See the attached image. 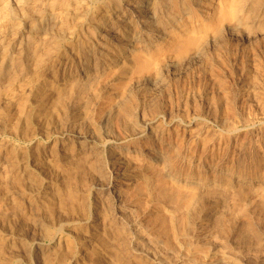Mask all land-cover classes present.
Returning a JSON list of instances; mask_svg holds the SVG:
<instances>
[{
    "label": "rangeland",
    "instance_id": "1",
    "mask_svg": "<svg viewBox=\"0 0 264 264\" xmlns=\"http://www.w3.org/2000/svg\"><path fill=\"white\" fill-rule=\"evenodd\" d=\"M137 1L141 2L143 5L145 3L147 6L146 0L144 2L143 0H133L132 3H129L131 4L129 5L130 7L127 6L128 2L124 1L123 5L126 10L121 14V19L124 14L125 16L123 18H127L129 16L127 14H130L131 17V10L137 5L135 4ZM200 1L201 0H195L196 6L199 4L200 8H203L207 3L206 1L209 0H202V3ZM76 2H78L81 6L87 4L86 7L82 8L88 13L99 9L97 10V14L100 13L98 14L99 20L106 17V13L108 11H106L105 7L102 5L100 8H97L99 7L97 6V0H76ZM89 5L92 7L90 8ZM201 9H199V11ZM112 12H114L113 15L116 14V10L113 9L111 10V13ZM84 21L85 22L83 24H86L87 27H85L86 29L84 30L85 34L83 33V37L87 38L89 24H87L88 20L84 19ZM53 22L54 21L52 18H47L45 22V25L49 31L52 30L51 28L54 25ZM48 30L45 31L48 32ZM228 30L229 29L226 30L224 38L220 39L221 41L218 40L213 42L210 40L208 42L209 44L205 48L206 51L204 50L205 53L203 52V55L195 58V60L191 59L188 60L189 62L180 63L177 59H175L177 61H175L174 58H172V61L171 59H168L165 62L166 66L164 65L161 72L158 74L157 72L151 73V75H149V77L146 79V82L145 80L140 82L138 79H135L134 82H132L134 85L133 87L136 88L134 95L137 96L136 98L138 101L141 99L140 113L135 119V126L137 129H132L130 123L123 121L121 118L117 106L120 104L123 88L122 86L120 87L117 85L115 80H105L106 82L104 84L108 86L105 88L104 84H102L103 91L100 93V98L98 100L97 97L98 102H96V104L95 102L93 103L92 121L90 123H82L80 125L73 124L70 121L63 125L57 119H55V121L51 123L53 128L46 127V124L44 125L45 122L42 120L43 114L39 109L40 107L35 104L33 99V92H29V94H27L29 85L25 82L18 83V87L16 85L13 87L15 89L12 88L9 93H6L8 91H2L0 93V108H3L6 106V104L7 106L9 105V96H11L9 95L10 93L12 96H16L21 93V90L23 92L27 91L25 94L28 96L27 107L29 109L31 108V113L29 114V124L25 123L24 127L22 125L23 129H21L19 133L14 132V129L9 125L2 127L0 126V148H2V151H0V173H2L0 175L3 176V178L6 177L4 178L6 183L9 181L8 184L3 181L4 183L2 184L5 185L4 187L3 185L0 186L2 187L0 188V196H3L2 201L5 200V208H8V215L11 218L8 216L6 217L8 219H12L13 217L12 222H15L16 220L20 222V224L25 222L23 230L14 228V237H17L16 242H18V244H16V247H14L15 249L13 248V250L7 248L5 252L6 254H4V264H45V256L52 254L56 249L60 248L63 250V252H67L69 249L73 251V256H70L71 261H69V257L66 259L67 264H94L93 260L89 258V253L94 247L97 246L96 242L90 241L89 239L90 237L88 234H90V232H92L90 230L93 229L91 228V224L96 225L97 223V225L101 227L104 225L103 228H109L108 231L111 232L112 235H116L115 232L123 227V223L127 224V222H130V220H136V224H140L142 222V226L145 225L147 227H151L150 223H148V217L153 212V210H157V205L151 203L150 205L145 206V209L143 208L140 210L139 213L136 211L135 203L127 202V206H129L128 204H131L129 207L130 209H128V213H131V215L129 216L128 220H124L120 214V205L117 204L118 202L113 200L114 196H117L116 194L119 190L118 184L120 182V184H126L125 182H128L130 180L129 178L133 176V174L139 175L137 173L138 167L125 170L123 168V164L119 163L118 159H120L119 156H121L122 153H127V157L140 153L142 157H144L145 162L150 161L154 165L163 164L164 157H169V167L170 169L172 167L173 171H171L174 172L169 177L181 180L183 182L186 178L187 181H197L198 178H205L207 180L220 179V172H229L234 175L252 176L255 178V183H259L264 187V36L253 35L247 37L241 31L234 32ZM160 34L162 35L164 32L161 31ZM76 35L77 33L73 36L70 34L65 35L64 37H66V39L62 41L63 43L61 42V44L58 45V48L52 51V54H50L49 58H47L49 60H46V64L43 63L41 66V69L44 71V73L47 72L43 75V77H47L46 79L48 82L55 80L56 83H59V81H62V77L66 76L67 74V76L78 75L84 70L83 67H85L87 59L84 56L80 57L79 53L74 48L73 43L77 38ZM109 37L112 40V37ZM114 38H116L117 41L118 35ZM96 39H94V41L90 40V42L92 44H96L98 42ZM66 42L68 44H66ZM113 46L115 47L116 44L114 43ZM98 54L100 55V53ZM51 75H53L55 79ZM19 84H21L20 86L23 87L20 88ZM24 86H26V88ZM97 87L98 89L100 88L98 85ZM14 92L17 93L14 94ZM4 93H6V96ZM152 98L156 101L154 106L152 102H149V100ZM104 107H106L111 112ZM38 109L40 112H37ZM143 119L147 121H143ZM145 122H150V125L144 128ZM99 128L100 130H97ZM133 130L142 131L134 132ZM156 133L157 136H155ZM21 134H25L23 135L24 137ZM21 136L23 138H21ZM86 144L87 146H92V148L95 147L96 150L99 151V154L97 155L99 158L96 156L94 160L96 159L98 161V164L101 168L97 167V169H99L101 173L97 175L94 170L92 173V168L88 165V167L91 168L90 170L86 166L85 171L88 172L90 170V172L86 173L84 171L85 174H88L85 176L87 179H83V182L80 183L81 186L79 185L77 187V191H79L80 196L86 199V202L83 201L87 208L85 210L86 215L83 217L81 210H78V204H81V199L80 203H78L77 200V203L71 206L70 210L67 211L61 208V204L63 203L57 202L56 197L53 196L52 193L54 190H58L59 188L66 186L67 179L65 178L66 173L68 172L66 168L68 167V163H66V159H60H63V157L66 156L65 154L68 153L67 150H70L72 153L80 152L83 159L85 156L90 157V154H88V149L86 151L80 150V147ZM65 151L66 153H63ZM67 155H69V153ZM11 156L16 162L11 159ZM59 162L62 163L60 164ZM13 163H18L17 168H15L16 166H14ZM121 166L122 168H120ZM65 169L67 172L63 173ZM18 170L30 173L34 177L36 176L40 182V186L43 185L41 186L42 188L37 191L36 198L42 200V198L45 197L43 195L46 194L49 207L52 209L53 213L52 217L49 218L50 220L48 217H46V213H43L45 211H43L39 205H32L31 202L30 203L32 206L30 205L29 201H27L29 200V197L24 198L26 204L25 207L22 208L21 213L23 214L18 215L17 212L16 214L14 213L15 205L18 204L21 197L17 191V188L13 187V180L16 177L14 172H18L17 175L24 174V172L21 171V173H19ZM63 176H65V178ZM139 177L141 176L139 175ZM123 178H125V181ZM166 178L167 177L164 179L166 180ZM63 180H65L64 183ZM171 180L172 179H170L169 182H171ZM250 187V185L243 188L241 187V190L248 191ZM2 189L5 191V194H2V192L4 193ZM241 190L239 188L238 190H235L236 192L234 190H229L228 192H225V194L223 193L224 197L222 196V198L224 199L221 202H212L208 195H203L202 199L200 200V207H198L199 209H197L195 216H193L192 227H195L190 228L191 230H194L192 231V234H194L191 235V231L189 229L188 234L190 240L188 241H190V244H202V242L206 240H204L205 237H203V234L201 235L203 230L201 232L198 230H201L204 225V227H208L209 230H212L210 231L212 242L209 246L205 245L204 243L205 247L207 246L208 248L202 249V245L200 248V253L206 249L205 251H209V254L215 255V260H217L215 262L214 259L210 258L206 259L207 262L210 260L214 264H238V262H240L239 264H264V199L261 196L262 194L238 197L239 192H242ZM38 193L40 197L37 196ZM23 197L25 196L23 195L22 198ZM55 202H57V204H55ZM70 204L71 203L68 205L70 206ZM216 206L218 208L217 210L219 211V214L213 218L210 214V210ZM59 207L65 210L67 214L64 211L63 214L62 210H59ZM24 210H26L25 214ZM133 210H135V212H132ZM136 212L139 213L138 216L136 215ZM38 214H41L42 216L40 215L41 217H39ZM16 215L23 217L26 221H23V218H19ZM29 215L36 217L37 219H35L37 222H34L31 219L27 220L29 219L27 218ZM15 217L17 218L15 219ZM74 218L76 219L74 220ZM20 219L21 221H19ZM140 219L142 221H140ZM45 220L47 223H49V225ZM13 225H15V223ZM44 225L47 226L45 227ZM48 226L49 228H53L55 232H53V235H55L53 239L52 237L47 238L44 235L45 231H43V229H47ZM252 226H254V231L250 233L248 229ZM6 228H9V226L7 227L0 222V230L4 232ZM242 230H245L248 234V239L246 242H243L239 238V232H242ZM86 231L89 232L87 233ZM79 232L80 234H78ZM77 234L82 238L79 239ZM260 234L263 240L259 239L258 235ZM23 236L24 238H22ZM66 237L67 239H65ZM191 238L194 239L192 240ZM85 241L86 243H84ZM125 241L126 244L123 243ZM121 243L128 246L129 249H127V251H131L127 252L124 250L126 246L122 247V250L127 252L126 255L129 253L128 255L131 257V264H133V262L134 264H183L181 262L183 258H185L183 253L181 256H179V253L177 255V252L174 253V251L171 249L166 250L160 247L159 249L155 250L157 252L153 254L154 256H152V254L142 251V249H139L136 247V245L134 246V244H127L129 243L127 240H122L119 244L121 245ZM40 244L44 247V249L47 250V252L44 253L45 255L40 252ZM225 245L229 249L225 248ZM71 246L74 248V250L71 248ZM213 246L214 248H212ZM97 247L94 249L100 253L103 252L102 254L105 255V259L107 258L109 260H105L107 261V264H114V262H116L115 264L118 263L114 251H107L106 249H101L99 246ZM222 248H224V250ZM184 251L188 252L189 250L184 246ZM192 251L195 252L194 250H191L190 252ZM75 252L78 254L76 253L75 255ZM12 253L15 254L16 257L11 260ZM82 254H84L85 257ZM199 256H201V254H199ZM165 258H168V260L166 261ZM226 259L228 260L226 261ZM236 259H238V262H236ZM186 260L187 262H190V260ZM90 261L92 262L89 263Z\"/></svg>",
    "mask_w": 264,
    "mask_h": 264
},
{
    "label": "bare ground",
    "instance_id": "2",
    "mask_svg": "<svg viewBox=\"0 0 264 264\" xmlns=\"http://www.w3.org/2000/svg\"><path fill=\"white\" fill-rule=\"evenodd\" d=\"M97 1H98L97 6H99V7L96 6L97 8H100V6L102 5L103 7H105V10L108 11L106 13V17L102 18L101 20H99L98 18V14L100 13L97 14V10L99 9L95 8L96 11L88 13L83 9L84 7H86L87 4L85 5L82 2L84 5L81 6L78 2H76V0H0V93L2 91H8L6 93H9V91H11L13 87H15L18 83L21 82H25L29 85L28 93L26 90H25L26 92H23L21 90V93L20 92H19L20 94L18 93L19 95L12 96L11 93L9 94L11 95L9 96V105L7 106L6 104V106L0 108L1 127L9 125L14 129V132L19 133V131L23 129L22 125L24 127L25 123L29 124V117H30L29 114L31 113V108L29 109L27 107L28 96L25 95L26 93L29 94V92H33L34 98L33 97L32 98L34 99L35 104H37L40 107L39 109L43 114V118L42 117L41 118L43 122H45L44 125L46 124V127L53 128V125H51V123L55 121V119H57L63 125L65 123H68L69 121L77 125L78 124L80 125L82 123H90L92 121L93 103L95 102L96 104V102H98L97 97L99 100L100 93L101 91H103L102 84H104L106 82L105 80L108 79V80H115L117 82V85H119L120 87L122 86L123 88L122 98L120 100V104L118 103L119 106H117L118 111L121 115L122 120L126 121L127 123L129 122L131 128L135 129L136 128L135 119L136 116L140 113V109H141V102H140L141 99L138 101V99L136 98L137 96L134 95L136 88L133 87L134 85L132 82H134L135 79H138L140 82H142V80H145L146 82L147 81L146 79L149 77V75H151V73L157 72L158 74L161 72L164 65L166 66L165 62L168 59L169 60L171 59L172 61V58H174V60L177 59L180 63L189 62L188 60L191 59L195 60V58L203 55V52L204 50L206 51L205 48L209 44L208 42L210 40H212L213 42L218 40L221 41L220 39L224 38V34L227 29L234 32L241 31L247 37L253 35L264 36V0H209V1L205 0L207 3L205 4V6L203 4L204 7L203 8L201 7L202 9L200 8L199 4H197L199 6V9H201L200 11L198 9V6H196L195 0H146L147 6L145 5V3L143 5L141 2L137 1V3H135L137 5L134 6V8L132 6L133 9L131 10V17L130 14H127L129 16L127 18H123L125 16L124 14L122 19L120 18V16L126 10L124 8L123 2L127 1L128 2L127 6H129L131 5L129 3H132L133 0H97ZM144 1L145 0H143V2ZM113 9L116 10L115 15H113L114 12L111 13V10ZM47 18H52L54 21L53 22L54 25L52 28L49 25L50 28L52 29L51 31H49L45 25ZM84 19L88 20L87 24H89L88 32L86 31L87 38L83 37L85 34L84 32V30L86 29L85 27H87L86 24L85 25L83 24L85 22ZM45 30H48V32ZM161 31L164 32V34L161 35L160 34ZM76 33H77L76 37L78 39L76 38L77 41L75 40L76 42L74 41L73 45L74 48L79 53L80 57L84 56L87 59L86 65L85 67H83L84 70L83 71L81 70L82 73L78 75L67 76L68 75L67 74L66 76L62 77L63 79L62 81H59V83L58 82L56 83L55 80H53L52 82H48V80L46 79L47 77L45 76L43 77V75L47 72L44 73V71L41 69V66L43 65V63L46 64L45 61L49 60L47 58H49V55L52 54V51L54 49H57L58 45L61 44V42L66 39V37H64L65 35L70 34L73 36ZM117 35H118V40L116 41V38L114 37ZM109 36L112 37V40L110 39ZM94 39L98 40L96 44L93 42L95 45L90 42V40L94 41ZM114 43L116 44L115 47L113 46ZM66 44L68 43L66 42ZM98 53H100V55ZM51 76L54 78L53 75ZM20 85L21 84H19V86ZM97 85L100 87L99 89ZM104 86L105 88H107L106 86L108 85L104 84ZM22 87L23 86H20V88ZM24 87L26 88V86ZM6 93H4L5 96ZM16 93L14 92V94ZM149 102H152L153 106L156 103L155 99L153 98L149 100ZM39 109L37 110V112H40ZM143 121H147V120L143 119ZM144 124L143 125L145 128L150 125V122H145ZM97 130H100V128ZM141 131L142 130L136 132H141ZM22 136L21 138L24 137ZM155 136H157V133ZM94 148H92V146H87V144L80 147V150L82 151H86L88 149L89 152L88 154H90V157L92 159L89 156H85V155L83 159V157H81L80 152L72 153L70 150H69L70 152L67 150L69 155H67L68 154L67 153L65 154L66 156L63 157V159H60V160L66 159V163H68V167H66L68 172L66 171V169L65 171L63 170L64 171L63 173L67 172L66 178L65 176H63L65 179H67L66 186L63 188H59L58 190H54L52 193L53 196L56 197L57 202L63 203L61 204V208L67 211L70 210L71 206L77 203V200L78 203H80V199H81L82 200L81 204L80 205L78 204V210H81L83 217H85L84 215H86L85 210L87 208L86 205L83 203V201H85L86 199L80 196L79 191H77L78 189L77 187L80 185V183L83 182L82 181L83 179H87L85 178V176L88 175L85 174L86 166L88 167L89 165V167L92 168L91 171L92 173L93 170L97 175L101 173L100 170L97 169V167H100L98 161L96 159L94 160V158H96V156L99 154V151L96 150V148L95 149ZM1 149L2 148H0V151H2ZM63 153H66V151ZM119 157L120 159H118V161L119 163L123 164V168L125 170L127 169L130 170L132 168L138 167L137 173L141 176L139 177V175L133 174V176L129 178L131 180V181L129 180L130 182L129 181L125 182L126 184H120L121 183L120 182L118 184L119 190L117 191V194L115 193L117 196H114L113 200L115 202H118L117 204L120 205L121 213L120 212L119 213L122 215V218L124 220H128L129 216L131 215V213H128L129 212L128 209H130L129 207L131 204H128L129 206H127V202L135 203L137 212L142 210L145 206L150 205L151 203L157 205V210H153V212L148 217L149 218L148 223H150L151 227H147L145 225L142 226V222L140 224L137 223L138 224L137 225L135 223L136 220L135 221L130 220V222L129 223L127 222V224L123 223L124 224L123 227L121 228L118 227L120 229L115 232L116 235L115 234L112 235V233L108 231L109 226L107 227L108 229H105L106 227L103 228L104 227L103 224L105 223L102 224L103 225L102 227L97 225V223L96 225L91 224L92 226L91 228L93 229L90 230L92 232L88 234L90 237L89 238L90 241L96 242L97 246L101 247V249L104 250L106 249L107 251L108 250L114 251L116 260H118L117 264H131V257H129L128 255L129 253L127 254L128 256L126 255V253L129 252L130 250L127 251V249H129L128 246L123 245V243L126 244V241L121 243V245L119 244L122 240H127V242H129L127 244L130 245L134 244V246L136 245V247L142 249V251H145L148 254H152V256H154L153 254L157 252L155 250L159 249L160 247L166 250L171 249L172 251H174V253L177 252V255L179 253V256H181V254L183 253L185 255V258H183L181 262L183 264H209V263L214 264L210 260H208L209 262H207L206 259L212 258L215 260V255H211L208 253L209 251H205L208 248L207 246L205 247V245L209 246L210 243L212 242V237L210 236L211 235L210 231L212 230H209L208 227H204L205 225L201 230H198L200 232L203 230L201 235L203 234V237H205L204 240H206L202 242V244L200 243L190 244V241H188L190 240L188 231L193 225L192 224L193 216H195V212L197 211V209H199L198 207H200L199 203L200 200L202 199V196L208 195L212 200V202L214 203L217 201L221 202L224 199L222 198L223 193L225 194V192H228L229 190L235 191L238 190L239 188L241 190V187L243 188L245 186L250 185L251 186L250 189L247 188L249 189L248 191L241 190L242 192H239L238 197H247L253 194H257V195L262 194L261 196L264 199V187L259 183H255V178H253L252 176L234 175L229 172L226 173L220 172L219 173L220 179L207 180L205 178H198L197 181L189 180V179H188L189 181H187L186 178L183 182L181 180H177L169 177L172 175V173H174L172 172L173 168L171 167L170 169L169 167V159H168L169 157L168 158L164 157L163 164L160 165H154L150 161L145 162L144 157H142L140 153L130 157H127V153H122V155ZM11 159H13L12 156ZM13 165L16 166L15 168H17L18 163H13ZM91 168L89 169L91 170ZM120 168H122V166ZM90 170L88 172H90ZM20 171L19 173L24 172V171L21 172ZM17 173L14 172L16 177L13 180L14 182L13 187L17 188V191L21 197L18 204L15 205L14 208L15 210L12 208L14 210V213L16 214L17 212L18 215L23 214L21 213L22 208L25 207L26 204L24 198L29 197V200H27L29 201V203L31 202L32 205L33 204L39 205L40 208L43 211H45L43 213H46V217H48V219L51 218L53 213H52V209H50L49 207V202L47 201L46 194L43 195L45 197L42 196L43 197L42 200L36 198L37 191H39L42 188L41 186L43 185L40 186L39 184L40 182L38 181L36 176L34 177L30 173L24 172V174H18V175ZM165 177H167L168 179L166 178L165 180L164 179ZM4 178L3 176L0 175V186L3 185V187L5 185L2 184L5 182ZM169 178L172 179L171 182H169L170 180ZM123 179L125 181V178ZM8 182L9 181L5 183L8 184ZM64 182L65 180H63V183ZM2 191L4 190L2 189ZM0 194H1V190H0ZM2 194H5V191L4 193L2 192ZM23 195L25 197L22 198ZM37 196H39V193ZM2 198L3 196H0V222L7 227L9 226V228H6L4 232L0 230V264L5 263L4 254H6L5 252L7 248L13 250V248L16 247V244H18V242H16L17 237L16 238L14 237L15 235L13 232V230H15L14 228H19L20 230H23V227L25 226V222L24 223L21 222L22 224H20V222H18L17 220H16L17 222L16 221L12 222L13 217L12 219H10L11 217L8 215V208L7 209L5 208V203H4L5 200L2 201L3 200ZM57 202H55V204H57ZM69 203H71L72 205L70 204L69 206L68 205ZM61 208L59 207V210ZM63 209H61L62 212L64 211L67 214V212ZM217 209L218 208L216 206L210 210V214L213 218H215L219 214V211ZM24 211L25 214L26 210ZM132 212H135V210H133ZM139 213H137L136 215L138 216ZM40 215L38 214L39 217L42 216ZM6 216L10 217L9 218L10 220ZM18 217L20 218L21 216ZM16 218L17 217H15V219ZM27 218H29L27 220L31 219L32 221L37 222L36 220L37 218L32 215H29ZM75 219L76 218H74V220ZM19 221H21V219ZM23 221L26 220H24L23 218ZM140 221L142 220L140 219ZM14 223L15 225H13ZM47 224L49 225V223ZM253 229L254 226H252L251 228L249 227L248 230L251 233L252 231H254ZM43 231H45L44 234L45 237L47 238L52 237V239L54 238L55 235H53L54 232L53 228H49L48 226V228L43 229ZM190 231H191V235H193L194 233L192 234V231L194 230L190 229ZM246 231L242 230V232H239V238L243 242H246L248 239V234L246 233ZM80 232L78 234H80ZM112 236H116V237H112ZM258 236L259 239L261 240L264 239L261 238L262 237L261 234ZM78 237L79 239L82 238L80 235ZM22 238H24V236ZM65 239H67V237ZM84 243H86V241ZM202 245H203L202 249L203 248L206 249L202 253H200L201 252L200 248ZM123 246L124 247L126 246L124 250L127 252L122 250ZM184 246L189 250L188 252L184 251ZM39 247H40V252L42 254L47 252V250L44 249V247L41 246V244L39 245ZM94 248L92 249L91 246L92 250L89 253L90 256L89 258L93 260L94 264H107L106 262L109 260L106 258L107 261H105L106 259H105V255L102 254L103 252L100 253L96 251ZM212 248H214V246ZM225 248L228 247H226L225 245ZM72 249L74 250V248ZM222 249L224 250V248ZM56 250L52 254L45 256V264H67L66 259H68V257L70 259L69 261H71V257L73 256V251L71 249L69 250L66 249L68 250L67 252H63L61 248ZM191 250H194L195 252L193 251L190 252ZM76 253L77 252H75V255ZM198 253L201 254V256H199ZM15 257L16 255L12 253L11 260L14 259ZM165 259L166 261L168 260V258ZM186 259L190 260V262L189 261L187 262ZM227 260L228 259H226V261ZM91 262L92 261H90L89 263ZM236 262H238V259H236ZM115 263L116 262H114V264ZM239 263L240 262H238V264Z\"/></svg>",
    "mask_w": 264,
    "mask_h": 264
}]
</instances>
